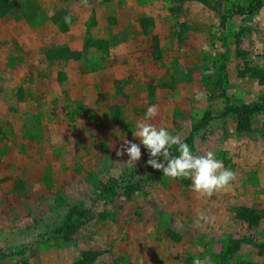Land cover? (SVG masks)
<instances>
[{"label": "rangeland", "instance_id": "374dc122", "mask_svg": "<svg viewBox=\"0 0 264 264\" xmlns=\"http://www.w3.org/2000/svg\"><path fill=\"white\" fill-rule=\"evenodd\" d=\"M152 105L235 180L147 165ZM196 259L264 264V0H0V264Z\"/></svg>", "mask_w": 264, "mask_h": 264}, {"label": "clouds", "instance_id": "9594fccd", "mask_svg": "<svg viewBox=\"0 0 264 264\" xmlns=\"http://www.w3.org/2000/svg\"><path fill=\"white\" fill-rule=\"evenodd\" d=\"M87 4V0H84ZM70 18H66V21ZM202 93L196 92L195 98L199 100ZM159 114L157 105L147 109L145 119L137 121L133 136L147 149L149 159L147 165L155 170L163 172V176L176 179H190L191 188L194 192L211 197L216 191L224 188L235 180V173L224 167L221 161L215 158L214 153L207 152L203 155L194 154L187 143H183L178 135L171 134L165 127H157L148 122ZM173 146H178V155L171 151ZM127 154L129 165H135L141 159L142 152L140 144L124 140L117 156ZM162 157L163 161L159 158ZM166 162V163H165ZM199 220L207 223L208 217L200 214ZM193 264H201L199 259Z\"/></svg>", "mask_w": 264, "mask_h": 264}]
</instances>
